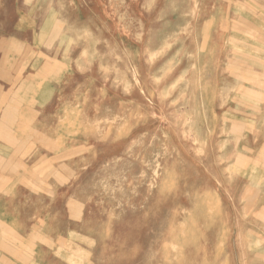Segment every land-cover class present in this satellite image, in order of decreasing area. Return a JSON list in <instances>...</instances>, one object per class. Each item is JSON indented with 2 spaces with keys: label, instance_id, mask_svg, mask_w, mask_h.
I'll return each mask as SVG.
<instances>
[{
  "label": "rangeland",
  "instance_id": "rangeland-1",
  "mask_svg": "<svg viewBox=\"0 0 264 264\" xmlns=\"http://www.w3.org/2000/svg\"><path fill=\"white\" fill-rule=\"evenodd\" d=\"M85 1L0 0L5 245L25 241L11 228L25 212L84 233L57 244L89 250L74 264H264V0ZM53 38L84 46H58L68 61L38 94L35 51ZM43 118L61 149L39 159L20 125ZM65 167L66 190L45 189ZM69 198L84 204L48 206Z\"/></svg>",
  "mask_w": 264,
  "mask_h": 264
},
{
  "label": "crops",
  "instance_id": "crops-1",
  "mask_svg": "<svg viewBox=\"0 0 264 264\" xmlns=\"http://www.w3.org/2000/svg\"><path fill=\"white\" fill-rule=\"evenodd\" d=\"M88 3L85 0H81V4L78 6L79 12L81 13H85L86 9L84 5H87ZM58 43H65L63 44H58ZM67 47H74V46H84L83 42L82 43H70L68 44V42H61V40H58L56 38L53 39H46L44 40V49H41L39 51H35V54L37 55V64H35V67L33 66V76H34V80L35 82L39 85H35V91L38 94H41L42 89H45L46 87V82L45 81H37L39 78H43V79H54L57 78L58 76L61 75V66L60 64H63V62H67L68 58L63 59V56L61 53V51H59L58 46H66ZM85 45H88L87 43H85ZM51 48V49H50ZM54 48V49H53ZM56 48V49H55ZM67 51V49H66ZM75 52V50H71V54ZM67 53V52H65ZM76 53H78V51H76ZM75 55V54H74ZM74 59V58H73ZM73 59H70L71 61ZM69 60V61H70ZM29 65H25L23 71L25 72L26 70H28ZM31 72V70H30ZM22 76V74H20V77ZM36 87L40 89V91L38 92L36 90ZM113 88H115L116 90H118L119 88L114 86ZM50 89V87H49ZM49 91H51V94L54 93V90L50 89ZM36 93V94H37ZM37 98V96H36ZM114 98V97H113ZM38 99V98H37ZM42 103L44 101V103L47 101L45 98L44 100L39 99ZM54 119H35L34 123L31 124L29 122H27V120H23L21 121V125L20 126H24V127H34V133H33V138H34V151L33 153L36 154L35 158L39 157V159L42 158V149L46 148L47 144L52 145V143H56V147H55V151L58 152L57 150L59 149V146L57 145L59 143V138L61 137V135H58L59 133H55L52 131L51 127L56 126L57 124H54ZM116 121L118 122L119 120L116 118ZM20 123V122H19ZM67 123L64 122L63 124H61V126H66ZM131 131V130H129ZM26 139V135L24 136ZM30 138V137H29ZM67 139V138H66ZM73 138H71L70 142L72 144L73 142ZM68 141V140H67ZM30 142V140L28 139L27 141L25 140V145H24V149L23 151L27 150V145ZM87 143V142H86ZM73 146V145H72ZM85 147V152H89V148L90 145L87 143L84 145ZM30 149V148H28ZM50 149H53V147H50ZM61 149V148H60ZM59 149V150H60ZM67 149V147H66ZM65 149V151H66ZM70 149V148H69ZM68 149V150H69ZM67 150V151H68ZM54 151V152H55ZM37 156V157H36ZM85 168V167H83ZM63 170L66 169L62 168ZM72 169L71 168H67L65 171H63L61 174L63 175V179H64V183L61 182H57L56 187L60 188L56 189L55 185L50 184V188H45V189H51V191H62V190H66V184L69 183V181L71 180V172ZM28 173H31L28 171ZM11 172L9 170V172H6L4 167H0V190H4L5 188L8 189L9 185H6L4 183V177L6 175H10ZM34 174V173H31ZM18 175H23V178L26 179V174L25 173H20L18 172ZM35 175V174H34ZM70 179V180H69ZM39 181V179H38ZM36 179H34V182L31 183L34 185V187H38L40 184ZM27 183L25 181H23V187H21V189L23 191L26 190H32V187L28 184V186H26ZM64 186V187H63ZM40 192V191H39ZM33 200L35 201L37 199V196L34 195V197L31 198V194L28 195L27 200ZM58 200V199H57ZM1 201V200H0ZM52 201V198L49 200ZM59 201V200H58ZM75 202H73V200H71L69 198V200L67 202L62 201L61 203L58 202H49L48 206H59V205H64V206H69L70 204H73L76 207L81 206V204L83 205L84 203L80 202L77 198L74 199ZM31 205V203H29ZM6 203L4 204V202H0V207H1V211H0V221L1 220H5L6 218L8 219V217H14V215H8L5 212L6 209ZM25 205V204H24ZM39 216L37 215H27L25 212H21V214L17 215V225L15 227H13V225H11V228L13 229V231L15 232L16 238L20 239V240H25V241H20L18 244L13 245V246H7L5 245V240H4V236H0L2 237V243H3V247L2 250L0 251L1 257H0V264H74L73 262L75 260H77V256L81 255L84 253V251L86 250L85 247L80 246V245H75L72 247H67V246H63V245H57L59 242L63 239L67 240L70 238H83L85 235L83 232H73V231H51V227H49L48 231L47 230H42V231H38V227L35 224V220H39ZM69 218H73L72 216H70ZM74 219V218H73ZM9 220V219H8ZM76 220V219H74ZM77 221V220H76ZM9 222L12 224V221L9 220ZM82 219L78 220L77 224L82 223ZM33 223V224H32ZM74 223V222H73ZM47 233H46V232ZM45 233V234H43ZM39 238H41L40 240H38ZM42 238L45 239H51L53 238L54 240H57V242L54 245H45V243L42 242ZM29 239L30 241H32V243H29L30 245H27L26 240ZM8 248V249H6ZM89 254V250L86 251ZM86 252L84 254H86ZM89 264V263H88Z\"/></svg>",
  "mask_w": 264,
  "mask_h": 264
}]
</instances>
